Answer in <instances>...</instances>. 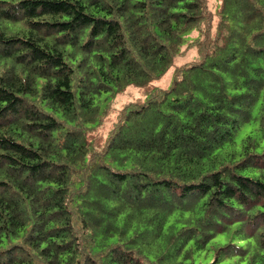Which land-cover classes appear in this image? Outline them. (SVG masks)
I'll use <instances>...</instances> for the list:
<instances>
[{
    "label": "trees",
    "instance_id": "16d2710c",
    "mask_svg": "<svg viewBox=\"0 0 264 264\" xmlns=\"http://www.w3.org/2000/svg\"><path fill=\"white\" fill-rule=\"evenodd\" d=\"M0 264H264V0H0Z\"/></svg>",
    "mask_w": 264,
    "mask_h": 264
},
{
    "label": "rangeland",
    "instance_id": "374dc122",
    "mask_svg": "<svg viewBox=\"0 0 264 264\" xmlns=\"http://www.w3.org/2000/svg\"><path fill=\"white\" fill-rule=\"evenodd\" d=\"M195 32H192L189 34V36H187V40L186 43L183 45L185 54L182 56H178L176 58L175 63L176 64H180L183 63L185 61H189L192 59V56H194L195 58H197L196 54H193V50L189 49L188 50V41H190L192 39V37L194 36ZM172 67L165 73V75L163 77H161L159 80H156L154 82L155 87H159V88H167L170 86L171 84V79H172ZM139 97H144V94L142 93V91L134 86H128L126 88V90L122 93L117 94L113 99H112V107L114 109V113L112 114V117L110 118L113 119L114 115L117 111V109H119L125 102L133 100L135 98H139ZM104 101L100 102V106H103ZM110 124H108L109 126ZM108 126H103L101 129L102 131L105 133L108 130ZM251 126L247 127H243L240 132H239V136L243 135L244 133H246V130H250ZM227 235H219L217 238L214 239V241H224L226 239Z\"/></svg>",
    "mask_w": 264,
    "mask_h": 264
}]
</instances>
